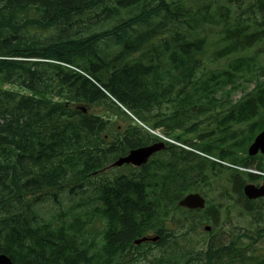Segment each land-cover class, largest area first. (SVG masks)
Returning <instances> with one entry per match:
<instances>
[{
  "label": "trees",
  "instance_id": "1",
  "mask_svg": "<svg viewBox=\"0 0 264 264\" xmlns=\"http://www.w3.org/2000/svg\"><path fill=\"white\" fill-rule=\"evenodd\" d=\"M218 1L0 0V254L15 264L238 258L237 240L200 251L197 228L218 225L219 205L178 204L188 192L206 194L213 175L231 179L227 166L173 146L138 173L105 178L91 194L97 173L153 140L129 127L106 143V122L82 109L120 110L109 92L203 153L222 156L239 136L248 143L234 126L264 127V30L235 38L232 22L213 10L225 7ZM223 22L218 40L210 39L206 27ZM237 92L244 95L233 104ZM202 125L216 129L208 134ZM197 132L200 143L186 137ZM66 190L67 206L37 210L51 198L58 205ZM80 193L86 197L72 207ZM148 235L160 240L135 244Z\"/></svg>",
  "mask_w": 264,
  "mask_h": 264
},
{
  "label": "rangeland",
  "instance_id": "2",
  "mask_svg": "<svg viewBox=\"0 0 264 264\" xmlns=\"http://www.w3.org/2000/svg\"><path fill=\"white\" fill-rule=\"evenodd\" d=\"M153 6L154 5H147L145 10L150 9ZM230 7H231V15H232L231 19L236 22L239 20V15H240L241 10L235 4L230 5ZM259 15H260V21L264 24V12L259 13ZM243 16H244V18L247 16L250 17L251 14H250V12H248V14L243 15ZM219 28L220 27L216 26V25H208L207 26L206 33L208 34L210 39L216 38L218 31H219ZM209 63H211V62H209ZM204 67L205 68L207 67V61H205ZM5 87L9 88V86H5ZM241 95H242L241 93L236 94L235 99H239L241 97ZM113 118H116V121H117V123H114V129H113V131H116L119 124H122V122L115 115L113 116ZM208 121L213 122V120H210V119H208ZM183 125H186V123ZM212 128H213V125L209 128L204 127L203 130L208 132ZM180 131H181V129H178L177 132H180ZM191 136H193V134H189L188 138H190ZM111 170H112V168H109L107 170L108 175L113 176L114 172H112ZM99 175H101V174H99ZM101 180H102V178L100 176H96L93 178V184H92V186L89 187L91 190V192H90L91 194H93V192L97 188V184ZM213 184H214V187L212 190L209 191V196L211 198L216 199L218 204H223V206H222L223 211L220 213V221L224 222V227H222L220 229H215V230H213L212 233L205 231V229H204L205 225L198 227L197 228V235H196V236H198L197 238L199 239L200 236H204L206 238H214V242L216 243L215 246L220 245V244L222 246V245H228L230 237H233L237 233H240V232H249V233L256 232V233H259L260 227L258 225V222L253 217H250L247 214V211L245 209L246 204L241 205V200L239 199L238 195L235 194L234 199L221 198L220 188L222 186L231 187V184L228 183L224 178H219V177L213 180ZM66 191L67 192L64 191L63 192L64 194L59 197L60 203H58V205H56V206L53 205L54 198H51L48 201L41 202L37 206V210H39V212H41V210L43 209L45 214L46 213L52 214V213H55L58 208H62V207L67 206L69 203L70 197H69L68 190H66ZM84 197H86V193H84V194L80 193L79 195H77L75 197V200L73 202L72 207H75L79 203H81L82 199ZM261 208H262V213L264 215V203L261 206ZM262 221H263L262 223L264 225V220H262ZM206 224H210V223H206ZM240 243L242 245L240 248L244 251L247 258H250V256L251 257L263 256V258H264V238H262L261 240H257L255 238L254 239H251V238L245 239L244 238V239H241ZM254 262H255V260L250 261V259H246L245 261L232 262L231 264H253Z\"/></svg>",
  "mask_w": 264,
  "mask_h": 264
},
{
  "label": "water",
  "instance_id": "3",
  "mask_svg": "<svg viewBox=\"0 0 264 264\" xmlns=\"http://www.w3.org/2000/svg\"><path fill=\"white\" fill-rule=\"evenodd\" d=\"M161 148V145H155L151 147L144 148L143 150L141 149L140 151L136 152L134 156H130L127 161L134 160L137 162L142 161L145 159L147 156H150L154 151L158 150ZM259 149L264 152V131L261 132L255 139L254 143L250 147V153L254 154L256 153ZM124 162V159L120 160L118 164H121ZM245 194L250 197V198H256L264 195V185L261 187H257L254 184H247L244 188ZM205 199L199 194H189L187 195L183 200L180 201L181 206H185L191 209L195 208H204L205 207ZM209 228V227H208ZM207 228V229H208ZM151 239L153 241H157L159 237H153V238H143L141 240H137V243H140L141 241ZM0 264H15L10 257H8L6 254H1L0 255Z\"/></svg>",
  "mask_w": 264,
  "mask_h": 264
},
{
  "label": "flooded vegetation",
  "instance_id": "4",
  "mask_svg": "<svg viewBox=\"0 0 264 264\" xmlns=\"http://www.w3.org/2000/svg\"><path fill=\"white\" fill-rule=\"evenodd\" d=\"M243 128H246V126H244ZM248 163H253L254 164V168L256 170H261L262 167H264V154H262L261 152H259L258 155L256 156H249L247 158ZM249 166H246L245 168H247ZM237 177H244L247 182L246 183H254L257 186H260L264 183V177L260 176V175H255L252 174L248 171H243L238 173ZM245 183V184H246ZM261 200H264V198H260V199H256V200H249V201H255V202H259ZM249 209H251L254 212L260 213L262 211V208L257 206L256 204H251L248 205ZM261 208V209H260ZM247 213L249 214V212L247 211ZM250 217H253L251 214H249ZM260 230L262 231V233H264V225L260 227Z\"/></svg>",
  "mask_w": 264,
  "mask_h": 264
},
{
  "label": "bare ground",
  "instance_id": "5",
  "mask_svg": "<svg viewBox=\"0 0 264 264\" xmlns=\"http://www.w3.org/2000/svg\"><path fill=\"white\" fill-rule=\"evenodd\" d=\"M1 255V254H0Z\"/></svg>",
  "mask_w": 264,
  "mask_h": 264
}]
</instances>
